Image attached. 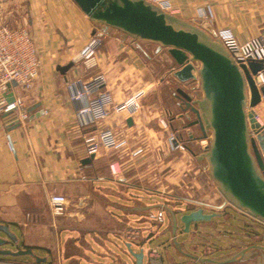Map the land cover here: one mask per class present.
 <instances>
[{
  "label": "crops",
  "instance_id": "crops-1",
  "mask_svg": "<svg viewBox=\"0 0 264 264\" xmlns=\"http://www.w3.org/2000/svg\"><path fill=\"white\" fill-rule=\"evenodd\" d=\"M171 1L181 9L176 17L184 22L196 20L199 9H209L214 29L230 28L242 42L264 37V0ZM26 10L42 68L33 88L21 91L29 121L15 127L10 116L0 112V223L14 227L22 242L45 257L42 264H124L113 252L115 247L121 251L126 241L147 242L150 255L157 249L159 264H175L171 248L150 243V236L156 230L153 217L184 203L181 194L186 186L193 192L199 186L197 170L185 174L184 151H171L166 142L171 124L190 121L189 112L172 116L159 102L150 101L151 95L162 93L148 90L153 75L140 54L144 50L118 36L115 29L104 28L100 33L104 43L95 58L79 62L78 56L98 29L73 0H26ZM166 61L174 63L170 57ZM65 67L68 69L63 71ZM98 75L106 81L102 90L109 91L115 102L146 89L140 112L132 117L128 112L113 113L102 122L79 115L66 83L79 78L89 81ZM161 118L170 122L169 129L162 127ZM102 127L127 137L131 147H144V155L135 160L122 151L101 150L84 163L89 156L85 136ZM54 193L68 198L62 215L50 210L49 197ZM44 200L47 205L41 203ZM248 222L238 225L244 227ZM257 222L252 224L256 242L237 237L244 244L222 254L227 258L235 255L246 264L263 263L264 249L252 246H264V223ZM216 223H207L210 229L201 242L217 243L220 230L211 228ZM164 227L170 229L171 225L165 223ZM232 243L228 238L220 245ZM190 247L196 249L193 254L207 255L202 248ZM16 263L28 262L21 259Z\"/></svg>",
  "mask_w": 264,
  "mask_h": 264
},
{
  "label": "water",
  "instance_id": "water-1",
  "mask_svg": "<svg viewBox=\"0 0 264 264\" xmlns=\"http://www.w3.org/2000/svg\"><path fill=\"white\" fill-rule=\"evenodd\" d=\"M73 1L94 24L118 30L134 40L157 44L158 52L168 49L177 65L174 76L180 82L195 81L199 76L202 95L198 98L181 87L177 88L179 95L166 88L171 103L183 105V111H189L190 116L189 125L182 127V121L172 123L171 131L188 134L180 146L203 153L199 157H206L210 175L229 203L264 223V124L257 118L260 107H264V83L260 76L262 73L264 77V62L237 65L216 40L210 23L184 22L146 0ZM8 97L9 101L13 100L12 94ZM260 118L264 121V115ZM19 125L18 121L14 123L15 127ZM94 157L91 154L83 162ZM219 215L188 204L175 209L169 207L160 211L157 218L153 217L156 230L150 236V243L159 242L171 248L175 264H238L242 261L235 255L227 258L222 253L244 244L243 240L227 235L232 244L211 246L201 242L210 229L207 223ZM165 223L171 228L166 229ZM211 228H217V223ZM0 231L6 233L5 238L0 236V260L4 256H30L29 264L46 261L32 248H4L10 243L17 245L18 237L8 224L0 223ZM240 237L249 235L240 234ZM146 244L124 242L121 249L124 264L146 261L151 264ZM193 245L207 255L193 254L196 250L190 247ZM252 246L264 249L256 244Z\"/></svg>",
  "mask_w": 264,
  "mask_h": 264
},
{
  "label": "built area",
  "instance_id": "built-area-1",
  "mask_svg": "<svg viewBox=\"0 0 264 264\" xmlns=\"http://www.w3.org/2000/svg\"><path fill=\"white\" fill-rule=\"evenodd\" d=\"M153 3L161 10L173 16H179L181 9L175 6L171 0H146ZM200 22L210 23L214 21L209 9H199L196 19ZM213 26V25H212ZM214 28V27H213ZM216 40L225 48L237 65L248 64L250 61L264 62V37L257 36L242 42L230 28L214 29ZM104 41L102 35L95 33L89 45L78 56L79 62H89L95 58ZM41 60L38 55L35 40L27 27L12 28L8 25H0V112L10 116L12 122L25 124L30 119L25 98L21 91L33 88L41 75ZM264 83L263 74L260 73ZM16 82V85H13ZM103 75H98L89 81L79 78L73 82H67L70 97L76 106V112L81 116H89L94 122H102L113 113L128 112L130 116L138 114L142 108V99L146 89L141 88L115 102L109 91L102 90L105 83ZM12 94L13 100L9 101L8 95ZM261 124L264 121L257 116ZM162 127L169 129L170 122L161 118ZM185 139L180 133L169 132L167 147L169 150H188L181 145ZM87 154H98L101 150L122 151L131 159H138L144 155V147H131L127 137H120L110 127H102L97 132L88 133L85 136ZM113 173L116 172L111 165ZM68 198L60 193L51 194L49 206L53 215H62L67 211ZM157 256L156 249L152 251Z\"/></svg>",
  "mask_w": 264,
  "mask_h": 264
},
{
  "label": "rangeland",
  "instance_id": "rangeland-1",
  "mask_svg": "<svg viewBox=\"0 0 264 264\" xmlns=\"http://www.w3.org/2000/svg\"><path fill=\"white\" fill-rule=\"evenodd\" d=\"M26 0H0V25H8L12 28L16 27H27L28 28V18H27V12H26ZM98 31L96 30L95 33H102V30L106 28L103 25L96 24ZM100 30V31H99ZM114 30V29H110ZM118 36L121 38H126L127 42H135L138 45L142 46L144 52L140 53L144 60L148 61L149 67H151L152 70V86H149L148 90L150 91H160L162 94H153L150 97V101L159 102V106H163V108L170 110L172 116H176L177 113L183 112L186 113V111H183V105L171 103L170 97L167 95L166 88L174 91L176 94L179 95L177 92V88L181 87L187 92H192L191 94L194 98H198L202 95V91L200 89V78L197 75V79L195 81L190 82H180L176 79L174 76V70L177 69V65L175 63H170L166 61L168 60V57H170L168 53V49H162V54L158 52L156 54V50L158 48L157 44L151 43V42H145V41H138L134 40L131 37L123 34L120 31L114 30ZM102 37H104L102 35ZM104 41V40H103ZM103 46V45H102ZM150 57V60H148ZM171 58V57H170ZM73 65V64H71ZM62 71V70H61ZM148 87V86H147ZM189 112V111H188ZM188 120V119H187ZM185 121L184 124L187 126V124H190V121ZM182 124V127L184 126ZM181 136L186 139L188 137V134L180 133ZM203 153H194L192 150L189 149L184 151L185 158H184V171L185 174H193V170L198 171V183L199 186L195 188V191H190V189L187 188V186L184 188L185 191L182 195V197L185 198V202L179 204L180 206H186L187 204L190 207H202L205 209V211H215L219 212L221 215L220 217H216L213 221L217 222V229L220 230L217 232V243H223L224 241H228L227 235H233L235 237H240V234H248V241L249 242H256L257 238L254 233V229L256 227L252 224L258 223V220L247 215L246 213L240 211L236 207H234L231 203L227 201L225 196L222 194V192L219 189V186L214 180L212 179L210 175V167L209 163L206 159V157L200 158ZM188 182V181H187ZM192 185L191 182L188 183V186ZM42 204H48L47 201H42ZM50 212V210H49ZM46 216V220L49 217ZM242 221H249V224H244V227L239 226L238 222L241 223ZM251 223V224H250ZM236 225V226H235ZM11 232L14 233L18 237V243L15 244H6L4 248H11V249H17V248H31L27 245L26 242L21 241V235L20 233L13 229H11ZM223 233V234H222ZM0 236L6 237V233L4 231H0ZM181 238V237H180ZM213 238V237H212ZM24 246V247H23ZM155 249V248H154ZM151 250L150 256V262L151 264H159L158 260L160 261V257L153 256ZM157 250V249H156ZM229 250V249H228ZM35 252V251H34ZM114 255L122 257L123 254L120 251V249L116 248L114 249ZM39 256V255H38ZM21 259H27L30 260V256H21V257H11V256H4V264H17L16 261ZM254 260V259H252ZM251 260V261H252ZM44 263V262H42ZM41 263V264H42ZM28 264V263H27ZM30 264H36V263H30ZM145 264H148L147 261Z\"/></svg>",
  "mask_w": 264,
  "mask_h": 264
},
{
  "label": "bare ground",
  "instance_id": "bare-ground-1",
  "mask_svg": "<svg viewBox=\"0 0 264 264\" xmlns=\"http://www.w3.org/2000/svg\"><path fill=\"white\" fill-rule=\"evenodd\" d=\"M261 108V112H260V115H264V107L262 106V107H260ZM259 115V116H260ZM262 120H263V118H261Z\"/></svg>",
  "mask_w": 264,
  "mask_h": 264
},
{
  "label": "flooded vegetation",
  "instance_id": "flooded-vegetation-1",
  "mask_svg": "<svg viewBox=\"0 0 264 264\" xmlns=\"http://www.w3.org/2000/svg\"><path fill=\"white\" fill-rule=\"evenodd\" d=\"M213 212H215V211H211V212H208V213H213ZM216 213H218V214H220L219 212H216ZM221 215V214H220ZM218 217H220V216H218ZM215 219V218H214ZM214 219H212L211 221H213ZM5 246V245H4ZM1 247V246H0Z\"/></svg>",
  "mask_w": 264,
  "mask_h": 264
}]
</instances>
